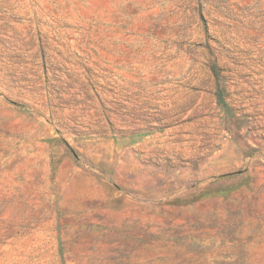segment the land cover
<instances>
[{
    "label": "rangeland",
    "instance_id": "374dc122",
    "mask_svg": "<svg viewBox=\"0 0 264 264\" xmlns=\"http://www.w3.org/2000/svg\"><path fill=\"white\" fill-rule=\"evenodd\" d=\"M0 264H264V0H0Z\"/></svg>",
    "mask_w": 264,
    "mask_h": 264
}]
</instances>
